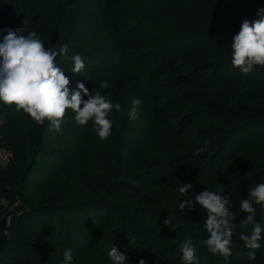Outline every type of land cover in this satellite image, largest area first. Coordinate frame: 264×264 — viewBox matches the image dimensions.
I'll return each mask as SVG.
<instances>
[{"label": "trees", "instance_id": "16d2710c", "mask_svg": "<svg viewBox=\"0 0 264 264\" xmlns=\"http://www.w3.org/2000/svg\"><path fill=\"white\" fill-rule=\"evenodd\" d=\"M24 1L0 0V15ZM216 1L35 0L32 14L24 15L22 24L11 28L26 30L29 22L27 31L42 36L45 47L67 45L66 55L58 56L56 63L65 68L69 88L83 82L92 95L94 83L97 91L120 105L125 84L119 78L128 74L141 91L139 98L148 102L145 112L151 121L133 135L121 107L112 110L111 144L121 133L123 142L103 151L105 155L101 151L108 145L89 153L94 160L80 154L81 150L63 158L50 148L49 140L46 147L35 146L44 141L45 132L50 139L47 119L41 124L31 118L39 129L20 132L14 120L15 105L0 107L1 142L11 151L8 163L0 162V218L18 204L0 264H63L67 248L72 250L73 259L90 253L110 264L107 251L112 246L126 254V264H138L141 259L146 264H182L179 247L185 238L197 248L199 264H243L244 252L238 240L244 228L252 229V223L246 220L248 213L239 209V200L264 180V154L262 164L246 170L243 176L230 173L229 166L248 149L253 137L264 142V102L253 99L264 100V67L254 65L252 71L241 73L231 64L230 42L244 18H257V8L264 7V0ZM75 54L85 58L83 73L70 70V57ZM95 62H102L104 71L93 82L98 74ZM103 81L108 82L107 88L100 87ZM180 89L188 92L192 108L203 110L178 122L171 97ZM248 91L262 96L248 100ZM210 114L212 123H224L220 134L202 151L178 155L176 133L185 130L179 123L185 126ZM67 123L73 127L74 120ZM75 127L81 140L96 138L91 120ZM36 149L52 151L56 159L52 175L69 179V186L56 185L40 193L39 184L32 178L39 169L33 158ZM81 161L94 163L95 169L100 163L107 167L106 182L96 186L98 177L92 178L86 182L96 189L88 186L76 191L77 181L88 178L78 173ZM183 183L192 185L190 196L208 189L233 204L236 227L232 253L227 258L211 253L205 244L209 234L202 207L193 201L191 211L187 206L178 208L187 198L179 192ZM82 200L86 202L79 204ZM254 207L255 214L262 213L261 205ZM256 221L264 223V215ZM106 233L107 239L99 242ZM257 264H264V258Z\"/></svg>", "mask_w": 264, "mask_h": 264}, {"label": "clouds", "instance_id": "9594fccd", "mask_svg": "<svg viewBox=\"0 0 264 264\" xmlns=\"http://www.w3.org/2000/svg\"><path fill=\"white\" fill-rule=\"evenodd\" d=\"M256 16L251 21L244 18L230 42L231 64L245 74L252 71L254 65L264 67V7L257 8ZM44 43L45 39L36 31L0 28V103L15 105L17 111L22 109L37 123L42 124L47 119L57 131L65 110L71 109L77 124L84 125L91 120L96 126L99 139H106L111 134L113 123L109 113L112 110L119 111L120 105L99 91L94 95L89 94L83 82H77L76 87L70 90V80L64 74L65 68L56 63L58 56L66 55L67 45L54 47L49 44L45 47ZM70 60V70L83 73L85 58L75 54ZM100 87L107 88L108 82L103 81ZM140 104L139 99L132 98L131 107L127 111L129 119L137 117ZM189 190H192L190 183H183L179 187V192L187 198L181 200L178 208L184 209L187 206L191 211L194 208L193 201L202 207L206 212L204 227L209 234L205 244L211 253H219L227 258L232 253V236L236 227L233 223V204L229 198L215 191L205 189L190 196ZM254 205L264 207V180L251 187L246 198L239 200V209L248 213L246 220L252 223L251 233L239 237L244 247L249 249L246 252L248 260L256 259L254 250L261 248V232L264 230V223L254 220ZM165 223H169L168 219ZM179 251L182 264H199L197 248L190 238L180 243ZM107 256L110 264H126L128 261L126 254L115 246L107 251ZM72 259V250L65 249L63 264H71ZM138 264L146 262L141 259Z\"/></svg>", "mask_w": 264, "mask_h": 264}, {"label": "rangeland", "instance_id": "374dc122", "mask_svg": "<svg viewBox=\"0 0 264 264\" xmlns=\"http://www.w3.org/2000/svg\"><path fill=\"white\" fill-rule=\"evenodd\" d=\"M175 0H171V2H174ZM217 4H220L221 1L218 0L216 1ZM258 3V2H257ZM34 4H35V0H25L24 3H22L21 5L18 4V6L11 12L4 14V15H0V28H16L17 25H20L22 23H20L21 21H24L25 16L24 15H31L32 12L34 11ZM26 25V30H28V26H29V22L25 24ZM94 65L96 67H98L97 70V76L95 78H93V82L95 80H97L98 76L100 74L103 73V66H102V62H95ZM106 74V73H105ZM129 75L127 74L124 78H119V80L122 81V83L125 84L124 86V92L120 98V107H121V113L123 114L125 112V124H127V129L133 131L132 134L137 135L139 133V130H141L142 128H144V125H149L150 124V119L148 117L149 112H145L146 108H148V102L146 100L140 99V94L141 91H139L138 86L135 85L133 82H131V80H129L130 78L128 77ZM126 77H128L127 79H125ZM76 86H71L70 89L75 88ZM94 90V93L92 95H94L96 93V91L98 90L99 87H97L96 84L92 83V87ZM191 90H194L193 86L190 87ZM123 90V89H122ZM121 90V92H122ZM120 92V94H121ZM191 92V91H190ZM189 92V93H190ZM249 94H246V99H251L252 97H259L262 95H252L251 91H248ZM187 91H184L183 89H180L179 91H177L175 94L172 95L171 97V106L173 108V112L177 115L178 117V122H180V119L183 118H188V116L190 115V113L196 112V111H200L203 109H197V107H193L192 108V102L191 99L189 97V94H187ZM264 96V95H263ZM135 97L137 99H139L141 101V104L138 108V114L137 117L135 119H129L128 115H127V111L130 109L131 107V100L132 98ZM140 97V98H139ZM254 101H262L264 102V100L262 98H253ZM3 103H0V107H2ZM11 106V105H8ZM192 109V110H191ZM150 116V115H149ZM74 113L72 112L71 109H66L65 110V114L63 117L62 121H66V123L62 122L60 124V128L59 130H55L51 127V129L49 130L50 132V139H47V134L44 133V135L42 134V142H37L36 148L39 147H46L45 144H47L48 140L51 142V147L50 148H54V150H56L57 152H59L60 154H62L63 158L66 157H70L71 155L75 154L76 152H80V154H83L85 157L88 158V160L92 159L89 155V153L94 152V154L97 152V149H104L106 147V145H108L107 148H105L104 150H100L101 151V155H105V152L103 151H108L111 147L114 146V144L116 142H123L125 136L124 133H121L118 135L117 139L115 142H112V140L114 139V135H113V130H111V134L104 140L99 139V137L96 134V138L91 139V140H81V137H78V132L76 130V125L77 123L74 121V123L72 124L73 127L71 126V124L67 123L68 120H74ZM31 117L25 113L22 109L20 111L15 112L14 114V120L16 121V126L17 129H19L20 132H24V133H32V132H36L39 127H37L35 124H33L32 122H30ZM212 116L210 115H203L202 118H199L197 120H193L190 124L188 125H181L179 123V126H183V129L185 128V130H181L179 129V131H177L176 133V137H177V142L176 143L177 147H178V151L177 154L178 155H188L191 152H196V151H202L205 147L210 146L211 142L213 140H215L214 138H216L220 132L223 129L224 123H212ZM219 122V121H217ZM65 124V125H63ZM68 124V125H67ZM1 126H2V120L0 118V162L4 165H6L9 161V157L11 155V151L3 144L2 146V132H1ZM71 126V127H70ZM47 127V126H46ZM46 129V128H44ZM43 129V131H44ZM42 131V132H43ZM29 133V134H30ZM41 134V132H40ZM131 133H129V137L133 139ZM207 138L203 137V136H207ZM51 136H53L51 138ZM75 136V138H74ZM117 136V135H116ZM76 138H78L79 140H76ZM2 140V142H1ZM261 139L258 136H255L252 138L251 144L249 145L248 149L239 154L235 160L232 162V164L229 166V171L232 174H237V175H241L243 176L245 171L248 169H252V168H256L258 165L260 166L262 164V157L264 154V142L260 141ZM111 144V145H110ZM108 149V150H106ZM52 152V151H51ZM50 151H42L40 149H36L35 154H34V159L36 158V162H37V166L39 167V169L34 173V178L35 182L37 184H39L40 187V193H44V192H49L51 191L54 187H56V185H59V187L63 186H69L68 185V180H66L67 178H65L64 176H62V178L60 179V175L53 176L52 175V169H54L55 167V157H53L52 153ZM42 153H49L51 156L48 155H43ZM108 153V152H107ZM53 160V163H52ZM94 160V159H92ZM87 161H81L78 165H81L80 169L78 170V173L81 177H88L86 179H84V181H80L78 180L76 185H77V190L79 191L80 189H86L88 186L91 185V183L86 182L88 180H91L92 178L95 179L98 177L97 180V185H99V183L101 184L102 182H106L107 180V167L99 164H97V162H95L97 164V168L95 169V167L93 166L94 163H89ZM83 164H85L84 166H82ZM77 165V166H78ZM77 175V173H76ZM62 183H65L64 185ZM89 184V185H88ZM96 186H90L88 187V189L93 190L92 187H96ZM73 189V187H72ZM96 189V188H95ZM75 197V196H74ZM86 200H82L79 202L80 203H85ZM262 213H256L255 214V218L254 220L258 219L260 216L264 215V207L260 208ZM82 210V209H81ZM80 211H78L79 213ZM93 213V212H92ZM83 214V213H81ZM258 216V217H257ZM251 228H244L243 229V234L244 235H249L251 233ZM264 234V233H263ZM108 234L106 233V235L104 236H100L98 238L99 242H104L107 239ZM263 238V236H262ZM261 238V248L254 250L256 252V259L255 260H248L246 257V252L249 251V249L244 247V242L241 241L240 239L238 240L239 242V246L242 248L243 250V258H242V262L243 264H257V262L261 261V259L264 258V239ZM75 261V262H73ZM73 261L71 262L72 264H106L104 263L101 258H99L96 254H90V253H82L78 259H73ZM247 261V262H246Z\"/></svg>", "mask_w": 264, "mask_h": 264}, {"label": "water", "instance_id": "95a60500", "mask_svg": "<svg viewBox=\"0 0 264 264\" xmlns=\"http://www.w3.org/2000/svg\"><path fill=\"white\" fill-rule=\"evenodd\" d=\"M17 206L14 204L5 214L0 218V255L4 253L9 243V227L12 216L17 215Z\"/></svg>", "mask_w": 264, "mask_h": 264}]
</instances>
